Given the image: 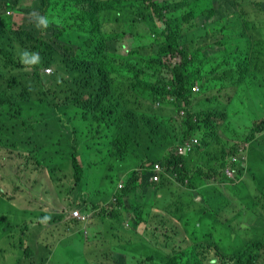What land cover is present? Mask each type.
Listing matches in <instances>:
<instances>
[{
    "label": "trees",
    "instance_id": "16d2710c",
    "mask_svg": "<svg viewBox=\"0 0 264 264\" xmlns=\"http://www.w3.org/2000/svg\"><path fill=\"white\" fill-rule=\"evenodd\" d=\"M134 9H137L134 16L126 19ZM7 10L15 15H7ZM19 14L24 16L22 23L16 20L21 18ZM36 15L47 17V28L37 27ZM0 16V201L15 202L13 208L32 220L30 224H19L22 237L41 233L45 228L42 221L47 215L38 211V205L34 203L31 215L25 209L30 205L29 199L36 202L42 193L54 196L46 186L45 192L37 191L42 178L47 183H57L61 181V173L71 169L75 179H80L85 170L89 175L96 164L106 166L108 157L120 161L125 149L148 154L158 144L157 153L163 157L155 161L146 158L141 170L130 171L124 188L116 194L117 209L109 213L94 212L89 228L95 230L97 219L123 222L128 216L133 224H143V246L153 253L145 255L137 251L142 264H264L263 227L245 226L244 233L257 230L262 234L246 235L237 250L226 246L224 239L215 240L203 231V218L211 215L204 206L206 195L215 190L209 186L211 179L215 178V183L227 192L225 182L222 185L218 182L228 180L220 170L225 168L226 159L252 155L260 146L255 132L261 131L257 121L264 123V80L261 79L264 74L260 64L264 60V3L257 0H0ZM123 23L127 26L120 30L117 25ZM151 24L160 30L155 32ZM200 29L205 32L193 41L201 45L192 51L195 47L188 45L192 44L189 35H196ZM26 48L29 53L39 54L38 63L21 62ZM213 55L218 56L217 61H211ZM48 68L52 70L50 74L45 72ZM59 79L64 81V87ZM194 86H199L200 91H193ZM218 90L224 91L226 99L230 98L220 110L214 104L222 94V91L216 93ZM157 102L162 104L157 112L147 111ZM206 102L210 110L202 106ZM165 109L173 110L170 121L162 114ZM171 122L179 123L181 129L177 131ZM164 130V145L169 143L172 149L168 153L159 148ZM235 136L243 140H236ZM192 137L200 139L193 153L179 156L174 152L176 144ZM215 142L226 148L217 152L215 164H211ZM78 144L85 145L83 163L76 157ZM65 152L71 155L67 159H63ZM155 162H160L164 171L159 182L151 183L152 173L148 169ZM146 163L149 167L142 171ZM198 163L202 164L200 168ZM27 179L38 185L25 183ZM140 180L142 189L150 184L149 196L157 206L156 193L162 197L169 193L174 201L162 209L138 207L134 214L130 205L126 208L122 197L136 196ZM2 186L7 190L3 192ZM22 187L27 189L28 198ZM260 190L263 202L236 210L242 221L260 203L264 205V185ZM175 195L180 198L178 202ZM98 207L93 205V209ZM3 219L0 225L6 221ZM229 219H224L223 224L234 235L242 226H235ZM49 222L47 232H52ZM93 236L96 238L97 234ZM33 246V249L29 244L25 246L22 238L9 251L20 255L19 263L25 264L26 259L35 257V251L42 252L44 248L38 243ZM118 252L119 257H112L114 264H125V251L118 249ZM100 256L101 264H108L105 254ZM44 261L47 258L34 259L32 263Z\"/></svg>",
    "mask_w": 264,
    "mask_h": 264
},
{
    "label": "rangeland",
    "instance_id": "374dc122",
    "mask_svg": "<svg viewBox=\"0 0 264 264\" xmlns=\"http://www.w3.org/2000/svg\"><path fill=\"white\" fill-rule=\"evenodd\" d=\"M136 11L137 9H134L133 11L129 12L125 16V18L128 19L130 17H133ZM121 18L124 17L121 15ZM16 20L21 21L22 17L21 18L17 17ZM253 26L255 27L256 25L254 24ZM119 29L120 30L123 29V26L122 25L119 26ZM151 29H155V32H157V30H160L157 28L155 24L153 25L151 24ZM202 31L205 32L204 30L200 29L196 31V35H191V34L189 35V41L192 44H188V45H191V47L192 46L195 47L192 49V51H195L201 45L195 43L196 40L193 41V38L199 37ZM128 41L130 42L129 39ZM214 50L218 51L216 48H214ZM25 51L28 52L29 49L26 48ZM218 53L220 56H223L221 52ZM16 54H17V49L15 51V56ZM192 54L193 53H190L189 55ZM211 58H212L211 61L218 60V56L215 55L211 56ZM135 64L136 62H134V65ZM7 71H9V69ZM123 80L125 81L126 79ZM58 82L61 83V85H63L64 87V81L62 79H59ZM263 95H264V90H262V96ZM161 106L162 104L157 102L153 107L149 108L147 111L157 112V110H159ZM202 106L205 109L210 110V104H208L207 102L204 103ZM162 114L165 115L166 119L170 121V117L173 115V110L165 109L163 110ZM171 123L178 128L177 131L181 129L179 123L177 122H171ZM9 127L10 125L6 127L5 130H7ZM174 135L176 137L175 133ZM228 135L232 137L230 134ZM164 137H166L165 130L163 131V135L161 137L162 139L159 138V140L163 142L159 144V148H161V152L169 151V143L164 145V140H163ZM233 138H235L236 140L237 139L243 140L241 136L240 137L235 136ZM256 141L259 142L260 147L264 150V143L262 142V137L258 136L256 138ZM239 144L242 143L239 142ZM157 145L158 144H156V146ZM156 146L154 147L153 151L148 154L143 151L126 152L127 150L125 149L124 150L125 156L119 158L120 161H118L115 157H108L106 166L104 167H102L99 164H96L93 157L92 159L96 164V166L93 167V169L90 171L87 177L82 178V183H79V189L77 190L73 188L75 182H72V177L70 173L66 174V171H63V173H61V182L57 184L55 181H53L49 186V184L46 182V178H42L41 180L42 183L39 184L37 191L45 192L44 190L45 186L46 187L49 186V188L53 190V187L56 186L57 190L62 189L64 191H76L79 197L85 200L99 201L101 199L107 198L105 201H108L112 196V190L114 189V187H116L120 181L124 180V178L120 175L121 173L123 172L130 173V171H133L135 169H140L144 161H147L148 159L155 161L158 160L160 157H163L161 156L160 153H157L159 149L156 148ZM219 146L220 145L218 142H215V144H213L211 164H215L214 158L216 157ZM84 147L85 145H79V144L75 146L76 157L77 159H80L82 163H83L82 155L83 153H86V149H84ZM175 147L176 145L173 147V150L175 149ZM214 152H216L215 156H213ZM62 155H63V159H67L71 156L69 152L62 153ZM198 164L200 165L198 168H200L202 164L201 163ZM110 166H113L111 170H110ZM148 167L149 165L148 163H146L142 171H146ZM204 167L209 170V167L207 165H205ZM215 171L219 173V176H222V174H220V171L218 169H215ZM109 177L113 178L111 182L109 180ZM215 181L217 180H215L214 178V180L211 179V181L209 182L210 184L209 186H214L215 190L212 194L210 192L209 194L206 195L207 204H204V206L205 209H207L211 215H205V217L203 218V224H205L203 231H207L209 235L214 236L213 239L215 240L219 238L224 239V244L226 246H232L233 249L237 250L241 246V245L238 246L240 241L244 237H247L246 235L249 234L248 236L250 237L255 234L256 235L262 234L261 231H257V230H250L247 231V233H244V231L242 230H244L245 226H248L250 228H252L253 226H258V227H263L264 229V205H262V203L259 204V206L255 209L254 212L252 213L250 212L249 217L246 218L244 221H242L240 214L236 212V210H238L239 208L245 207L251 203H259L260 200L263 202V198L260 194L261 193L260 187L264 185V152H262L260 156L256 158H250L249 164L247 165V173L243 174L238 184L233 185L227 183L226 184L227 192L222 188V186H218L215 183ZM229 181L230 180L221 179L218 182L221 183L222 185V182H229ZM25 183L29 185H36L31 180L28 179L25 180ZM205 186H207V184ZM23 187L26 188L25 186ZM203 187L201 188L203 189ZM24 191L26 197L28 198L27 189H25ZM40 196L41 194L38 197ZM65 197L66 196L64 195L57 196L58 199L49 197L46 203H41V204L38 201L35 202L33 201V199H29L30 207L35 208V204L36 206L41 205L42 208H39L38 211L40 213L43 212L44 214L47 215V217L46 219H43L44 221H42V224L43 226L45 225V228L41 233H37V234L30 233V234H26L24 237H22L21 227L19 226L18 223L26 222L30 224L32 220L24 218L23 215L19 213V210L17 208H13V206L17 205L15 202L13 201L9 202L6 200L0 201V206L6 207L5 210H1L2 207H0V222L3 219L1 216L8 217V220L6 222L1 223L0 225V249H2L3 251H7L5 253L0 251V264H10V261H12L11 264H19L20 255L15 256L14 252L9 251V249L10 246L11 247L14 245L18 246L22 238L24 245L27 246L29 244L31 249H33L34 247L33 245L35 243L40 244V247H44V248L47 247V249L43 248V250H41L42 252L35 251V257L31 258L29 262L27 261V264L28 263L33 264L32 261H34V259L41 261L42 258L43 259L48 258V261L42 262V264H89L90 261H96L99 264H101L102 258L100 256L101 255L100 253L102 252L109 253V250L112 247L121 248L124 246L126 247L125 254L127 258L125 260V264H142V258L139 257L137 251L144 252L145 255H150L153 253L152 250H148L143 246L144 245L142 243L143 225L137 226L133 224V220L130 216L125 217V221L123 222H114L113 220L105 219L103 224L99 223L100 229H98L97 224L95 223L94 229L96 231H99V234L97 235V239H95L93 236V234L95 233L91 232L90 230L87 236L83 232L81 234H78L76 232H65L66 234H64L62 229L60 232L56 233L54 227L53 228L51 227L52 228L51 230H53L55 233L47 232V230L49 229V224L47 222L52 220L51 222H49L52 225L55 223L56 220L55 218H57L55 215L66 214L69 211V202L67 200H64ZM175 199L176 202L180 200V198L177 195H175ZM122 200H126V198L122 197ZM156 200L159 201L158 206L155 204L154 201H152V198H150V196L144 197L140 201V204L144 205L145 207L156 206L157 208L162 209L163 205H166L167 203H172L174 201L169 193H166V195L162 198H158V199L156 198ZM198 200H200V197L198 198ZM43 201H45V193H43V195L41 196V202ZM198 202H202V201H198ZM226 205H228V207H226ZM25 209L28 211V215H31V213L34 212V210H31L29 206L26 207ZM199 210L200 212H202V209ZM132 212L136 214V211L133 208H132ZM226 218L227 219L230 218L227 221L231 222L235 226L237 227L242 226L241 229L234 232V235H233V230L227 228L225 224H223V220ZM125 223H128L129 227H126ZM216 227L219 233L222 235L218 233ZM10 232H12V234H10ZM136 232L138 233V235H136ZM128 244H131L129 245L130 247L128 246ZM44 253H49V254L44 256ZM14 256L16 259L14 258V260H12V257ZM157 256L160 257L159 254H157ZM26 257L27 256H25V258ZM21 261L23 262L24 259H21Z\"/></svg>",
    "mask_w": 264,
    "mask_h": 264
},
{
    "label": "clouds",
    "instance_id": "9594fccd",
    "mask_svg": "<svg viewBox=\"0 0 264 264\" xmlns=\"http://www.w3.org/2000/svg\"><path fill=\"white\" fill-rule=\"evenodd\" d=\"M257 2L264 3V0H257ZM256 11L259 12L258 11V8L256 9ZM5 13L7 15H15L14 12L11 11V10H7ZM19 15L22 17V20L19 21L18 23H22L23 20H24V16L21 15V14H19ZM118 16H121V14H118ZM35 19H36V22H37V27H41V26L44 27V28H47L48 27L49 20L47 19V17H42V16H39V15H36ZM0 20H1V16H0ZM122 26H123V28L126 27L127 26V23H123ZM158 26H160V25L158 24ZM158 26H157V28H158ZM14 28H16V27H14ZM29 52L30 51H28V52L25 51V52L22 53L21 62L24 63V64H28V65H34V64L38 63L39 60H40L39 54L38 53H32V52L29 53ZM175 59L181 60L177 56H175ZM260 64H261L262 69L264 70V68H263V66H264V60L263 59L260 60ZM28 69H30V68H28ZM51 71H52L51 68L45 69V72L47 74H50ZM263 74H264V72H263ZM261 79L264 80V76L263 75H261ZM193 91H195V92L200 91V87L199 86H194L193 87ZM220 91H222V94L219 95L217 97V99L215 100V102H214L215 107L218 110L222 109L223 105L230 100V98L229 99H226V96L224 95V91L223 90H218L216 93H218ZM28 123L30 124V122H28ZM257 124L259 125L258 128L261 131L256 130V132H255L256 138L258 136H261L262 137V140H263V143H264V123H261L260 121H257ZM199 140L200 139L198 137H196V138L192 137V138H190L189 141H187L185 143H179L178 145L176 144V147L174 149V152H176V154H178L179 156H188L189 154H191V153L194 152V146L199 143ZM187 143L192 145V150L190 152H187L186 154H183V155L179 154V152H178L179 147L184 146ZM246 146L248 148L247 143H246ZM225 148L226 147L219 146L218 152L223 151V149H225ZM171 150L172 149L170 148L169 151H171ZM262 152H264V150L259 146L258 149L254 153H252V155H248L247 154V155H245L242 158L238 157V158H229V159H226V161H225V168L222 169L220 167L221 168L220 170L224 173L225 178L226 179L228 178V180H230L229 182H225V184H227V183L233 184V185L238 184V182L240 181V178L243 176V174L244 173H247V165L249 164L250 158H256V157L260 156V154ZM215 153L216 152H214L213 155H215ZM156 163H159L162 166V172L160 173V180H161V175H162V173L164 171L163 165L160 162L152 163L151 164V167L149 168L150 172L152 173L151 176H150V178H149V182H151V183L159 182L160 181V180L159 181H153L152 180V177L154 175V171H153L152 168H153V165L156 164ZM83 167L85 169L87 166L84 165ZM241 169H243V172L242 173H240V170ZM64 171H66V174L67 173H70V175L72 177V182H75L74 185H73V188H75V190L79 189V183H82V178L87 177V175H88L87 174V170H85L83 177H81L80 179L79 178H76L75 179V176H74L73 172H71V169L64 170ZM128 174H129V172L127 174H125V175L122 176L124 178V180H123L124 182H125V179L128 176ZM59 182H61V181H58L57 184ZM124 182L117 184L118 191L119 192L124 188V186H125ZM36 184L38 185V183H36ZM48 184H49V186L51 185L50 183H48ZM140 184H141V187H140V190H141L142 189V186H143L142 180H140ZM9 186H10V184H9ZM18 186H19V184H18ZM49 186L46 187V190L48 192H53L54 193V196H48L45 193V201L41 202V196L43 195V193H42L41 196L38 197V202H40V204L41 203H46L47 200L49 199V197H53L55 199H58L57 196H59V195L66 196L64 198V200H67L69 202V211L66 214L55 215L57 218H55L56 220H55V223L52 224V228L53 227L55 228L56 233L57 232H60L61 229H62V231L64 232V234H66L65 232H76L78 234H81L83 232L87 236L89 234V230H90L91 232H93V233H95V234L98 235L99 234V231L91 230V228H89V225L91 224L90 223V220L93 218V213L94 212H98V211L101 212V213H103V211H105L106 213H109L112 210L117 209L118 200H117V197H116V193L108 201H105L107 198L101 199V200L105 201V203L103 201L100 203V201H89V200H85L83 198H80L76 191H64L62 189L61 190H57L56 189V186H54L55 188L53 187V190H52V189L49 188ZM19 187H21V186H19ZM22 189L24 190L23 187H22ZM6 190H7V188H4L3 187V192L6 191ZM93 205H98L99 207L97 209H93ZM39 206H40V208H42L41 205H39ZM29 208L31 210H34V208H31L30 205H29ZM105 219L112 220L111 218H104V220ZM4 220L7 221L8 220V217L5 216L4 219H3V221ZM114 222H116V221H114ZM18 224L21 225L23 223H20L19 222ZM122 224H124V223H122ZM125 226L126 227H129V224L128 223H125ZM9 228H11V227H9ZM98 229H100V227H98ZM51 231L54 232L53 230H51ZM133 232H135V231H133ZM136 235H138L137 232H136ZM95 239H97V237ZM118 249H123V251H126V247L124 246V247H121V248L112 247V248H110L109 253L102 252V253L105 254V262L106 263H108V264H114V261H113V258L112 257H114L115 259L117 258L116 256H118L120 254L118 252ZM114 252H116L117 254H114ZM102 253H100V254H102ZM14 258L15 257H12V260H14ZM27 261L29 262V260H25V264H27ZM47 261H48V258H47ZM11 262L12 261H10V264H11ZM44 262H46V261H44ZM116 263H117V260H116ZM19 264H21V263H19ZM89 264H99V263L96 262V261H90Z\"/></svg>",
    "mask_w": 264,
    "mask_h": 264
},
{
    "label": "crops",
    "instance_id": "0c3cea01",
    "mask_svg": "<svg viewBox=\"0 0 264 264\" xmlns=\"http://www.w3.org/2000/svg\"><path fill=\"white\" fill-rule=\"evenodd\" d=\"M128 172H123V173H121L120 175L121 176H123V175H125V174H127ZM124 181L122 180V181H120L119 183H123ZM124 184H125V182H124ZM140 187H141V185H140ZM148 188H150V184L148 185V186H146V187H144L143 189H141V190H139V192L137 193V195L136 196H131V197H129L128 199H126V200H124V204H125V206H126V208H128V206L130 205L131 206V209L133 208L135 211H136V214H137V212H138V210H139V208L138 207H142V206H144V205H142V204H140V201L144 198V197H148L149 196V193H152V192H149V191H151V190H149ZM151 189V188H150ZM119 194V191H118V186H116V187H114V189L112 190V196H111V198L113 197V195L114 194ZM155 196H156V198L158 199V198H162V194L161 193H156L155 194ZM134 197L136 198L137 197V200L135 201V199H134ZM151 197H153L152 195H151ZM100 201V203L103 201V200H99ZM152 201H154V200H152ZM155 202V201H154ZM104 203H105V201H104ZM155 204H156V202H155ZM98 220V222H97V227H99V223H104V219H101V220H99V219H97ZM96 222V221H95ZM94 223V222H93ZM141 225H143V224H141Z\"/></svg>",
    "mask_w": 264,
    "mask_h": 264
},
{
    "label": "built area",
    "instance_id": "2783aa9c",
    "mask_svg": "<svg viewBox=\"0 0 264 264\" xmlns=\"http://www.w3.org/2000/svg\"><path fill=\"white\" fill-rule=\"evenodd\" d=\"M192 150V145L191 144H185L184 146L179 147L178 152L179 154L183 155L186 154L187 152H190ZM153 171L154 175L152 177L153 181H159L160 180V173L162 172V166L159 163H156L153 165Z\"/></svg>",
    "mask_w": 264,
    "mask_h": 264
}]
</instances>
